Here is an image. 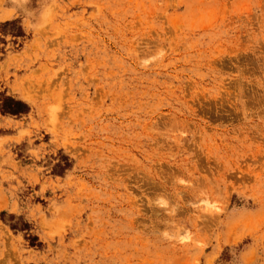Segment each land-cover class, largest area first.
<instances>
[{"label":"rangeland","instance_id":"obj_1","mask_svg":"<svg viewBox=\"0 0 264 264\" xmlns=\"http://www.w3.org/2000/svg\"><path fill=\"white\" fill-rule=\"evenodd\" d=\"M0 264H264V0H0Z\"/></svg>","mask_w":264,"mask_h":264}]
</instances>
